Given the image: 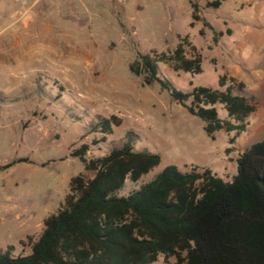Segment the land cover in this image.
<instances>
[{"label":"rangeland","instance_id":"1","mask_svg":"<svg viewBox=\"0 0 264 264\" xmlns=\"http://www.w3.org/2000/svg\"><path fill=\"white\" fill-rule=\"evenodd\" d=\"M57 1L50 25H10L12 2L0 0V165L19 158L32 162L0 172V252L14 245L15 255L31 252L20 241L39 238L44 218L60 207L70 178L83 170L70 154L95 137L89 132L99 117L119 115L123 124L89 156H104L131 140L136 151L161 157L138 181L128 179L120 196L167 166L210 169L232 180L239 153L264 140V0H224L219 8L206 7L214 0ZM193 3L202 19L191 26ZM215 33L223 35L215 41ZM185 37L201 54L202 72H175L160 63V77L185 93L196 87L225 90L221 76L244 83L257 110L234 145L224 130L208 137L203 120L169 91L159 83L143 86L130 71L139 53H169ZM215 108L220 119H229L222 104ZM130 131L137 136L130 139ZM172 263L174 258L165 263L160 256L155 264Z\"/></svg>","mask_w":264,"mask_h":264},{"label":"trees","instance_id":"2","mask_svg":"<svg viewBox=\"0 0 264 264\" xmlns=\"http://www.w3.org/2000/svg\"><path fill=\"white\" fill-rule=\"evenodd\" d=\"M223 1L206 7L219 8ZM192 8L194 26L202 18L196 3ZM205 26L212 29L207 22ZM222 35L215 33L214 40ZM160 63L175 72L200 74L202 57L188 37L169 53H139L130 71L142 78L143 86L159 83L169 91L174 102L203 120L208 137L215 139L224 130L234 145L257 110L244 83L221 76L225 90L196 87L185 93L160 77ZM216 104L224 106L229 119L219 118ZM122 124V117L111 115L91 126L95 137L70 154L83 170L70 178L60 207L44 218L39 238L28 235L19 243L31 252L15 255L16 247L9 245L0 252V264H153L160 256L165 262L174 258V264H264V140L239 153L232 180L210 169L192 166L182 172L167 166L151 182L120 196L128 179L136 182L161 163L159 154L136 151L131 140L104 156H89ZM134 136L135 131L128 133L130 139ZM20 163L32 162L14 159L0 165V172Z\"/></svg>","mask_w":264,"mask_h":264},{"label":"crops","instance_id":"3","mask_svg":"<svg viewBox=\"0 0 264 264\" xmlns=\"http://www.w3.org/2000/svg\"><path fill=\"white\" fill-rule=\"evenodd\" d=\"M11 2V11L15 15V20L10 25H50L49 15L52 5L59 4L57 0H11ZM28 213L27 210L23 215L27 216ZM23 215L19 214L17 219Z\"/></svg>","mask_w":264,"mask_h":264}]
</instances>
